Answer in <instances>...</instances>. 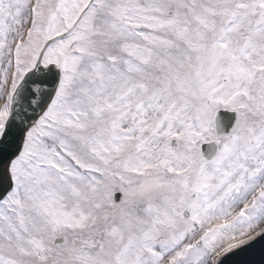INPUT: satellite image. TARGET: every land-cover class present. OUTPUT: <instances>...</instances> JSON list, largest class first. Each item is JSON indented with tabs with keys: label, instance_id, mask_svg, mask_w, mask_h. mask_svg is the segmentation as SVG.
Masks as SVG:
<instances>
[{
	"label": "snow or ice",
	"instance_id": "1",
	"mask_svg": "<svg viewBox=\"0 0 264 264\" xmlns=\"http://www.w3.org/2000/svg\"><path fill=\"white\" fill-rule=\"evenodd\" d=\"M0 264H264V0H0Z\"/></svg>",
	"mask_w": 264,
	"mask_h": 264
}]
</instances>
